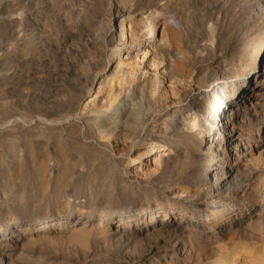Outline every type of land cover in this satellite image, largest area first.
<instances>
[{"label":"bare ground","instance_id":"bare-ground-1","mask_svg":"<svg viewBox=\"0 0 264 264\" xmlns=\"http://www.w3.org/2000/svg\"><path fill=\"white\" fill-rule=\"evenodd\" d=\"M136 1L151 13L132 21L129 12L110 3L94 29V4L89 0H72L73 22L57 18L53 29L43 24L41 0L0 3V16H5L0 18V38L6 35L0 43V264H230L235 261L230 251L236 241L262 240L264 205L256 198L264 197V189L253 197L247 186L264 172V62L260 65L264 0H235L240 35L228 65L211 72L202 69L196 76L185 58L187 52L193 53L188 26L177 8L172 9L174 0H161V7L154 0ZM163 11L167 14L160 29ZM212 19L213 26L218 25ZM146 25L151 29L144 32ZM213 35L209 31L211 39ZM155 36L157 45L150 56L153 73L142 75L134 88L128 80L131 72L121 70L116 59L121 50L119 58L126 55L125 40L139 46L144 38ZM215 39L219 41V35ZM198 42L193 43L196 52L206 54L194 61L205 64L211 50ZM106 45L115 48V62L111 61L115 68L110 79L106 76L99 82L96 96L101 98L80 109L90 91L88 83L106 74L107 64L102 61ZM125 85L126 97L119 100ZM182 111L193 112L197 131L181 133L169 125ZM162 112L165 115L160 116ZM149 120L152 126H146ZM139 140L145 148L134 161L146 164L153 156L156 170L186 173L192 182L184 184L193 187L194 203L167 198L152 202L146 191L137 201L131 183L123 181V199L108 200L105 207L85 204L79 210L74 203L58 204L68 197L64 188L69 186L74 196L83 193L89 203L93 193L80 192V180H87L90 190L96 188L92 183L102 188L110 183L109 174L94 175V160L106 156L111 146L131 152ZM50 155L60 168L53 177L42 169ZM198 161L205 162L202 176L192 168ZM79 164L86 166L85 173L76 169ZM158 177L154 183H164L163 189L181 185ZM227 204L234 208L229 210ZM107 216L110 222L102 223ZM54 239L71 248V256L49 261L30 250L40 241ZM238 246L236 256L244 248ZM218 253L220 259L207 263Z\"/></svg>","mask_w":264,"mask_h":264},{"label":"rangeland","instance_id":"rangeland-1","mask_svg":"<svg viewBox=\"0 0 264 264\" xmlns=\"http://www.w3.org/2000/svg\"><path fill=\"white\" fill-rule=\"evenodd\" d=\"M5 1L6 0H0V3L4 4ZM41 1L44 2L43 4L41 2V6H42L41 14H42V19L44 20L43 24L46 26V28L51 27L53 29L54 27H57V23H56L57 18H58L57 20H61V21H65V20H67V18H70V23L73 22L71 10L75 9L76 7L73 6V2H71L72 0H70V10L69 11L67 8V6L69 4V0H41ZM154 1L157 2L158 7H161L164 4V1H161V0H154ZM178 1H180V2L178 3ZM213 1L214 0H174L172 3V9L176 10V8H177L176 11H178V13H179L178 16H180V17L182 16V18L185 19L187 26H188V34H189L188 35V41H189L188 44L191 43L189 45H190V47H192V49H193L192 52L193 53L195 52V54L187 52L185 54V58L188 60L189 63H191L190 66H191L192 70L190 73L191 74L194 73L193 76L198 75V73L202 69H205V68H206V70L208 69V72H211L213 69H218V68L223 69L224 66L228 65V58H230V55H231L234 47H237V45H238L236 42V37L238 35H240V30H238L237 23L235 21L237 19V15L239 12V9L236 7V5H237L236 1L235 0H225V1H227V2H225L224 0H219V3H218V0H217V2H215V4H212ZM89 2L94 4V12L92 13V16H91L92 29L99 27L98 25H99V22L103 16V13H105L108 10L110 3L112 5H118L120 7L119 9H121V11H123V12L124 11L126 13L129 12V17L131 20L133 19L132 21H137L140 18L148 16V14L151 13L149 8H147V6L144 3H139L136 0H133L132 2H131V0H95V1L89 0ZM137 4H140V6L138 8L136 7ZM141 4H143V6H141ZM211 12H213V13L211 14ZM214 12L215 13L217 12L216 15ZM220 12H221V14H220ZM205 13H206V15H205ZM208 13H210V14H208ZM16 14L17 15H15V17L17 19H19L22 16V13L20 11H18ZM166 14H167V11H163L159 15L158 21H160V29L163 28V24H161V22H162V19L165 17ZM202 16H203V18H202ZM207 16L209 18H211L210 19L211 22L208 21L209 19ZM218 16H219V18H218ZM45 17L47 20H45ZM50 17H52V19ZM0 18L3 19V18H5V16L2 15V16H0ZM212 18L218 20V25L213 26L214 21ZM206 21H207V23H206ZM49 22H50V24H49ZM209 23L210 24L212 23V24L210 25ZM47 24L49 27L47 26ZM205 24H207V25H205ZM189 25H191V26H189ZM205 26L207 28L209 27V31H210L211 35L214 34L213 39H211L210 36H208L209 31L207 28L205 29ZM126 27L128 28V25H126ZM212 28L215 29V31ZM150 29H151V27L146 25V29H144L143 31L144 32L147 30L149 31ZM229 30H231V31H229ZM220 32H221V34H220ZM215 34L219 35V41H217L215 39V36H216ZM3 36H6V35L3 34L2 37L0 38L1 45L3 44V42L5 41V38H6ZM194 37H196V38H194ZM202 37L204 39H202ZM225 37H227V38H225ZM2 38H3V40H2ZM222 38H223V41H222ZM157 40H158L157 36H155L154 38L148 39L146 41L144 38L139 46H136V45L131 46L129 44L127 45L126 40H125V44H126V48H127L126 55H124L123 58L120 59L119 57H121V55L123 54V50H121V55L116 60L120 61V69L121 70L123 69L124 72H127V71L131 72V76H129L128 80L133 82L132 87L135 88L139 84L140 77L142 75H145V77H147L150 75V73L151 74L153 73V69L150 67V56H151L152 48L155 45H157ZM195 41L196 42L200 41V42H198L200 46H204L207 48L209 47V49L211 50V53L208 54L209 56L207 55L206 60L204 61L205 64L194 61L195 56L196 57H198V56L204 57L206 54L205 52L200 53V50L199 51L197 50V52H196V49L194 48V44H193ZM104 50H105V52L103 54L102 61H104L105 65L107 64V68L105 70L106 74L105 75L98 74L97 79L93 82V84L88 83V85L90 87V89H89L90 91L86 95V97L81 101V103L79 105L80 109H83L84 105L87 104L89 101H92L95 97L98 99L101 98L100 95L96 96V92L99 88V82L102 79H104L106 76H108L107 79H110V77L112 75L111 71H113V69L115 68L114 67L115 64H113V62H115V57H116V54H114L115 48H113V50H112L111 46L106 45ZM228 53H230V54H228ZM1 54H2V52H0V55ZM136 54H138V58H135ZM111 61H113V62H111ZM263 62H264V56L262 57V59L260 61V65H262ZM109 68H110V71H108ZM185 85H186V87H184V90H188L187 84H185ZM127 88H128L127 85H125L123 87V90H121L122 93L119 97V100L125 99ZM118 90H119V86L117 85V83H115L113 91L117 93ZM133 97H134L133 95L129 96V98L127 100H131V99H133ZM163 115H165L164 112H162L160 114V116H163ZM224 116L222 118H224ZM160 120L163 121L164 117L160 118ZM72 122L73 121H71V123ZM150 125L151 126L153 125L152 120H149L146 124V126H150ZM155 125H157V124H155ZM169 125L170 126L174 125L175 129L181 133L194 132V131H197L199 128L198 120L193 115V112H191V111H182V113L180 112L178 114V116L175 117L172 120V122L169 123ZM159 126H160V128H163V125H161V123L159 124ZM135 144H136V146H135V148H133L134 150L132 149L131 152H129V151L119 152L120 148H115V147L111 146V151H109V153L107 151L105 154L106 156H102V157L100 156L99 158H96L94 160V162L91 164V167H93L94 171H95L94 175L99 176V175H102L103 173H107V174H109L108 176H109V182L110 183L107 184L106 186H104L103 188L101 187V185H98L99 186L98 187L96 185V183H92L91 187H96V188L90 190V189H88L90 186L88 184V181L87 180L86 181L80 180L82 182V183H80V181L78 182L79 186L82 188V190H80V192L84 191V193H87V192L93 193L94 198L91 201H89V203H87V199H85L83 197V193H80L78 198H77V196H74V194H73V192L69 186V187L64 188L65 191L69 192L68 197L62 198L60 200V202H58V204H62L65 206L66 202H69V205L74 203V204L78 205L77 209H79V210L81 208L80 205H85V204H90L93 208L105 207L107 202H109L108 200H110V202L111 201L114 202V201H120L123 199L122 186H121V183L123 181H128L129 183H131L132 189H134V192L136 194L134 197L137 199V201H140V199H142V197H140V196L142 195L143 191H146L148 197H150V201H152V202H155V201L159 200L160 198H167V199L172 200L174 202H179V201L184 202V203L185 202H188V203H194L195 202L196 197H194V195L192 193L193 187L188 186V184H187L190 180H191L190 182H192V178H190L186 173L184 174L183 172H181L180 169H175L174 171L173 170L172 171L171 170L170 171L169 170L163 171L162 168L160 167L161 169L156 170L155 167L153 166V161H154L153 156L151 157L150 161L146 164L145 163L139 164V163L135 162L134 159L136 158V154L145 148V143H143L139 140V142L135 141ZM107 153H108V155H107ZM164 157H165V159H164V161H165L166 156H164ZM254 157H257V154H254ZM49 158L45 159L47 161L42 162L43 166H44V168H42V169H43L44 174L46 173L47 176L50 175L53 177L55 172H57L60 168H58V163L52 155H50ZM95 163H96V165H95ZM263 163H264V160H263ZM45 166H47V167L45 168ZM96 167H97V169H96ZM99 167H101V168H99ZM204 167H205V162L203 163V161H198V162H196V164L192 168L197 169L196 175L202 176L204 174V172L201 169ZM263 167H264V164H263ZM173 168H179V167H173ZM76 169L78 171L82 170L81 172H83V173H85L87 171L86 166L83 164L82 165L79 164ZM161 171L163 173L166 172V174H163ZM179 174H181V175H179ZM256 175L252 178L250 184L247 186L248 187V193L250 192V196H253V197H256V196L258 197L259 195H261L263 192V189H264V172L262 175H261V173L260 174L258 173ZM157 176H159L158 178H160V176L165 178V179L161 178L162 182L166 181L165 183H169V182L175 181L177 183H181V185L179 186V188L176 187V189H173L175 192L168 187L163 189V187L165 186L164 183H160L158 185L154 183L153 179H155ZM46 177H44V179ZM171 177L174 178V180ZM47 178L45 180H47ZM175 179H177V180H175ZM184 182H187V183L184 184ZM162 184H164V185L162 186ZM27 186H29V185H27ZM138 188H140V189L137 190ZM132 189H130V190H132ZM162 189H163V191H162ZM70 190H71V193H70ZM48 191H50V185L48 186ZM101 191H102V193H100ZM178 191H180V192H178ZM190 192H191V194L188 195V193H190ZM187 195L191 196V197H188ZM241 196L242 195L240 194L239 197H241ZM74 197H76V199ZM128 198H130V197H128ZM263 198H256V199L258 200V202L260 204L264 205V199ZM227 205H229V204H227ZM227 208L229 210H231L234 207L230 204L229 206H227ZM107 221H109L108 216L106 218H104L102 223H107ZM263 237H264V235L261 237L262 240H260L261 242L263 241L262 243L260 241H257V240L253 241L252 239L250 240L251 242L247 241V240L246 241L243 240L242 242L239 241L240 242L239 244H238V241H236L235 244L231 246L232 248L230 251L231 255L232 254L234 255V256L232 255L234 257V259L232 258V260H235V261H232V263H230V264H264V239H263ZM26 238L27 237H25V239ZM256 242H259V243H256ZM242 243H244L243 244L244 248H242V251L240 250L241 252H239L238 256H236L235 255L236 253H234V252H235L236 248L239 247L238 245L243 246ZM235 245H236V247H235ZM245 245H246V247L247 246L248 247L246 248ZM244 249L245 250L248 249L249 253H247L246 251H243ZM30 250L34 253L35 256H40V257L44 256L45 259H48L49 261H52V259H54V258L59 259V260L66 259L69 257V255L71 256V254H72L71 248L69 249V247L65 246V243H63V241L60 240V242H59L58 239L57 240L54 239L51 242L40 241V242L36 243L35 245H33V247L30 248ZM244 252H245V254H244ZM250 253L252 254V258L250 257L251 256ZM218 257H219V259L221 258L219 253L207 263H212V262L216 261L218 259ZM203 263L199 262L196 264H203ZM187 264H189V263H187Z\"/></svg>","mask_w":264,"mask_h":264}]
</instances>
